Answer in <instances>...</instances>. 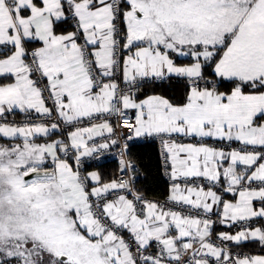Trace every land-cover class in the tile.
<instances>
[{"label": "snow or ice", "instance_id": "obj_1", "mask_svg": "<svg viewBox=\"0 0 264 264\" xmlns=\"http://www.w3.org/2000/svg\"><path fill=\"white\" fill-rule=\"evenodd\" d=\"M171 77L185 82L181 100L139 98ZM18 113L24 122L8 119ZM109 117L130 128L122 145ZM85 118L101 122L77 126ZM141 136L161 142L164 205L131 176L83 170L84 157L120 147V172L134 171L127 140ZM214 208L220 224H241L219 244ZM257 218L264 0H0V264H264L229 247H264Z\"/></svg>", "mask_w": 264, "mask_h": 264}, {"label": "trees", "instance_id": "obj_2", "mask_svg": "<svg viewBox=\"0 0 264 264\" xmlns=\"http://www.w3.org/2000/svg\"><path fill=\"white\" fill-rule=\"evenodd\" d=\"M178 62H187L185 58H180ZM183 87L185 91V82L179 78H170L166 81L145 82L141 89L142 95L160 94L175 101L181 100V96L174 91L179 87ZM16 117V115H14ZM128 155L135 160L140 169L135 189L142 195L152 197L156 200H163L169 195V184L162 174V159L158 144L154 141L143 140L141 142H133L128 148ZM96 169L105 181L115 178L116 164L114 161L107 160L99 164H86L83 170L88 172ZM255 245L250 243H242L240 246H232L230 248L240 249L247 252L262 251L264 247L260 246L255 249Z\"/></svg>", "mask_w": 264, "mask_h": 264}, {"label": "built area", "instance_id": "obj_3", "mask_svg": "<svg viewBox=\"0 0 264 264\" xmlns=\"http://www.w3.org/2000/svg\"><path fill=\"white\" fill-rule=\"evenodd\" d=\"M127 114L128 116L130 117H133L135 116V110H132V109H129L127 110ZM9 120H15L17 123H22L26 120V117L24 115H20V116H14V117H8ZM110 121L112 122L113 124V127L115 129V136L111 137V138H117L120 140V144L122 145L125 141H124V138L123 136L121 135V132H123L124 134H130V128H127L123 125V122L120 121V122H117L116 118L114 117H109ZM94 120H98V119H92V120H82L80 122H78L77 126H80V127H88ZM109 139L108 137V134L107 135H103V136H96L93 138V140H90L88 141L89 145H93V144H100V143H104V142H107V140ZM143 140H148V141H154L158 144V147L160 149V153H161V159H162V174L164 176V178L167 180V182L169 183L170 182V178L169 176L166 174V169L164 167V161H163V156H162V145H161V142L158 138L156 137H149V136H145V137H133L132 139L130 140H127V145L129 146L131 143L133 142H141ZM62 157L65 156L64 153H61L60 154ZM70 155V153L68 154ZM120 147H111L107 150H101L99 152H96V153H93L92 156L90 157H84L83 158V161H82V164H83V167L84 165L86 164H99V163H102L104 161H107V160H111V161H114V163L116 164V174H115V177L117 176H123L124 179H128L130 176L133 178V184H134V187H135V184L138 180V177H139V173H140V169L138 167V165L136 164L135 160H133L129 155H128V151L126 152L125 154V159L126 160H130L132 162V164L135 166V170L134 171H130V172H127V173H121L119 168V160H120ZM170 171V170H169ZM147 200H151V201H157L159 202L160 204L164 205L167 198L163 199V200H156L152 197H149V196H145L143 195ZM167 207H173V205L171 204V202H168V204L166 205ZM176 207V210H181L179 206H175ZM186 214H187V207H185L184 209H182ZM195 211H198V210H193V214H195ZM220 209H216L213 213H210L208 214L211 219L213 221H217L213 227H216L218 226L220 223L218 222V213H219ZM239 226L241 227V224H239ZM125 235V234H124ZM125 238H127V235H125ZM214 242L216 244H218L220 241L217 239V238H214L213 239ZM231 250L233 251V253H236V252H240V253H246L248 254L249 252L247 251H243V250H240V249H233L231 248Z\"/></svg>", "mask_w": 264, "mask_h": 264}, {"label": "crops", "instance_id": "obj_4", "mask_svg": "<svg viewBox=\"0 0 264 264\" xmlns=\"http://www.w3.org/2000/svg\"><path fill=\"white\" fill-rule=\"evenodd\" d=\"M171 78H176V77H171ZM184 88L181 86V87H179V88H177V89H175V93L177 94V95H179V96H181V98H183V94H184V90H183ZM147 95H152V94H147ZM158 95H160V94H158ZM146 95H142L141 93L139 94V98H144ZM21 114H16V116H20ZM9 117H14V116H12V115H10ZM83 120H87V118H85V119H83ZM99 122H101L100 120H94L89 126H91L92 124H94V123H99ZM88 126V127H89ZM104 135H107V133H105ZM141 137H145V136H141ZM54 138H56V139H60L61 137L60 136H56V137H54ZM38 142H43V140H40V141H38ZM183 142H185V143H188V142H192V143H197L198 142V139H196V138H189V139H185V140H183ZM208 143H213V141H211V140H208L207 141ZM231 147H233V148H235V147H240V145L238 144V143H236V142H234V143H232V145H231ZM94 171H97L96 169H93ZM169 170H170V168H169ZM91 171V170H90ZM89 172V171H88ZM198 184H200V185H202V186H204L205 188H207L208 186H209V184H208V182L206 181V180H204L203 178H201V179H199V180H197L196 181ZM169 184V190H170V187H171V184H172V181L170 180V182L168 183ZM214 190H217V189H214ZM219 194V193H218ZM168 197V196H167ZM224 199H227V200H231V199H233L232 198V196H231V194H224V197H223ZM257 207H259L260 205H259V202H257V205H256ZM217 208H214V211L216 210ZM213 211V212H214ZM255 220H257L256 221V224H253V225H251L252 227H258V226H262V225H264V220H261V219H259V218H257V219H255ZM237 224L238 223H234V224H231V226H229V225H225V224H220V225H218V226H216V227H213V237H212V240L214 239V238H216V234L217 233H220V232H227V233H230V234H235L237 231H240L241 229L237 226ZM125 235H128L127 233H124ZM213 242H214V240H213ZM220 243V242H219ZM218 243V244H219ZM245 243H250L251 245H255L254 247H255V249H257V248H259L261 245H260V243L258 242V241H248V242H245ZM235 244L234 243H230L229 244V247H232V246H234ZM153 251H155L156 249L155 248H153L152 249ZM249 255H264V252H262V251H254V252H249L248 253Z\"/></svg>", "mask_w": 264, "mask_h": 264}, {"label": "rangeland", "instance_id": "obj_5", "mask_svg": "<svg viewBox=\"0 0 264 264\" xmlns=\"http://www.w3.org/2000/svg\"><path fill=\"white\" fill-rule=\"evenodd\" d=\"M91 171H94V170H91ZM91 171H89V172H91ZM256 221H257V220H253V221H251V222H250L251 225L256 224ZM239 224H240V223H238L237 226L241 229V227L239 226ZM219 225H220V224H219Z\"/></svg>", "mask_w": 264, "mask_h": 264}]
</instances>
